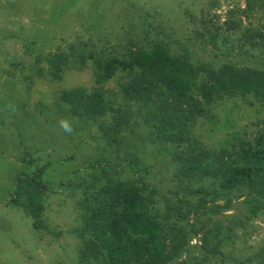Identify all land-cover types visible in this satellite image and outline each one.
I'll use <instances>...</instances> for the list:
<instances>
[{"label":"rangeland","instance_id":"374dc122","mask_svg":"<svg viewBox=\"0 0 264 264\" xmlns=\"http://www.w3.org/2000/svg\"><path fill=\"white\" fill-rule=\"evenodd\" d=\"M227 19L240 20V29L226 30ZM240 30L264 35V0H0V264H97L78 260L81 242L73 232L79 223L77 193L65 185L91 161L118 164L119 174H139L162 194L177 185L169 146L150 139L135 106L129 124L110 144L93 120L69 113L60 93L93 86L89 59L82 66L69 61L53 78L42 59L45 54L72 44L83 53L118 55L129 44L158 41L171 54L190 60H232L247 66L264 62V47L241 42ZM116 75L102 90L114 104H124L118 94L122 78ZM209 113L192 126L193 137L206 147L229 148L264 133V101L250 95L222 98L211 104ZM125 161L140 171L134 173ZM42 165L46 229H34L19 207L5 201L21 171ZM240 200L210 213L206 227L216 223L218 236L226 234L220 245L213 248V241L205 239L203 248L175 261L192 262L204 255L199 264H264V204L245 218ZM200 238L197 233L189 244H200Z\"/></svg>","mask_w":264,"mask_h":264},{"label":"trees","instance_id":"16d2710c","mask_svg":"<svg viewBox=\"0 0 264 264\" xmlns=\"http://www.w3.org/2000/svg\"><path fill=\"white\" fill-rule=\"evenodd\" d=\"M223 23L226 30H238L241 21L227 19ZM238 39L251 47H264V35L253 30L250 34L240 30ZM65 47L42 58L50 76L56 78L69 61L82 66L85 59L90 60L93 72L89 90L75 88L60 93L69 113L93 120L100 137L110 144L129 124L135 106L149 128L150 139L169 146L172 177L177 184L162 194L139 174L122 176L117 169L120 165L108 161H91L75 170L65 185L77 193L79 223L73 232L81 242L78 260L199 264L204 255L192 262L175 260L194 248H203L205 239L213 241V248L220 245L226 234L218 236L221 227L216 223L206 227L210 213L241 198L248 218L264 204V133L239 139L229 148L213 149L193 137L192 126L198 118L209 117L211 104L222 98L250 95L264 101V62L247 66L232 60H190L171 54L158 41L145 46L129 44L118 55L101 50L83 53L79 45ZM115 75L122 78L118 94L124 104H114L102 90V84ZM23 162L28 165L30 160ZM124 165L132 167L127 161ZM45 167L21 171L5 201V205L19 207L34 229H46L42 219L46 187L41 178ZM197 233L200 244L190 245V238Z\"/></svg>","mask_w":264,"mask_h":264},{"label":"clouds","instance_id":"9594fccd","mask_svg":"<svg viewBox=\"0 0 264 264\" xmlns=\"http://www.w3.org/2000/svg\"><path fill=\"white\" fill-rule=\"evenodd\" d=\"M61 126H62V128H63L65 131H68V132L71 131L70 126H69L66 122H61Z\"/></svg>","mask_w":264,"mask_h":264}]
</instances>
